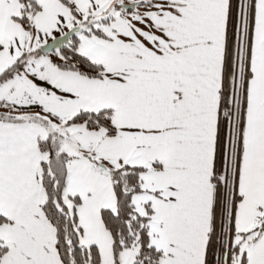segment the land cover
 <instances>
[{
    "label": "snow or ice",
    "instance_id": "obj_1",
    "mask_svg": "<svg viewBox=\"0 0 264 264\" xmlns=\"http://www.w3.org/2000/svg\"><path fill=\"white\" fill-rule=\"evenodd\" d=\"M0 264H264V0H0Z\"/></svg>",
    "mask_w": 264,
    "mask_h": 264
}]
</instances>
